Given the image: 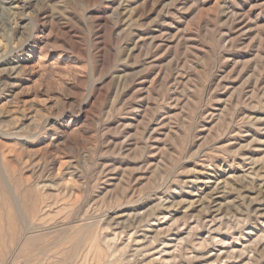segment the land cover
I'll return each mask as SVG.
<instances>
[{"label":"rangeland","instance_id":"374dc122","mask_svg":"<svg viewBox=\"0 0 264 264\" xmlns=\"http://www.w3.org/2000/svg\"><path fill=\"white\" fill-rule=\"evenodd\" d=\"M0 264H264V0H0Z\"/></svg>","mask_w":264,"mask_h":264},{"label":"bare ground","instance_id":"6f19581e","mask_svg":"<svg viewBox=\"0 0 264 264\" xmlns=\"http://www.w3.org/2000/svg\"><path fill=\"white\" fill-rule=\"evenodd\" d=\"M262 186V185H261ZM218 196V195H217ZM218 203V202H217ZM215 205V204H214ZM229 204H228V202H225V203H218V204H216V208L218 209V210H222V209H225V208H227V206H228Z\"/></svg>","mask_w":264,"mask_h":264}]
</instances>
